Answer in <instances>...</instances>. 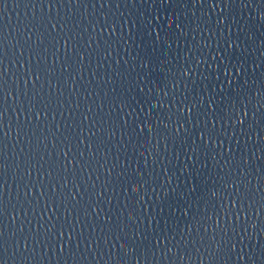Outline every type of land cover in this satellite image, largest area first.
I'll use <instances>...</instances> for the list:
<instances>
[{
    "label": "water",
    "instance_id": "water-1",
    "mask_svg": "<svg viewBox=\"0 0 264 264\" xmlns=\"http://www.w3.org/2000/svg\"><path fill=\"white\" fill-rule=\"evenodd\" d=\"M0 264H264V0H0Z\"/></svg>",
    "mask_w": 264,
    "mask_h": 264
}]
</instances>
